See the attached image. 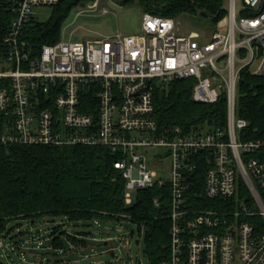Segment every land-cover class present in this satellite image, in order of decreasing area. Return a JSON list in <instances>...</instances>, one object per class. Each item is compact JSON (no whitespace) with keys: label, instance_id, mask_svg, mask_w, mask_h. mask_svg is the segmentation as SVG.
<instances>
[{"label":"built area","instance_id":"obj_1","mask_svg":"<svg viewBox=\"0 0 264 264\" xmlns=\"http://www.w3.org/2000/svg\"><path fill=\"white\" fill-rule=\"evenodd\" d=\"M60 1L0 0L9 21L0 52V144L105 147L118 157L128 204L132 191L167 188L169 255L160 264H264V140L244 137L249 124L238 115L241 72L264 75V0H229L212 35L182 33L174 18L145 12L139 34L73 42L63 33L34 51L24 35L35 9ZM189 78L195 102L226 99V128L159 130L156 89ZM150 161L168 162V177ZM201 161L205 201L194 196ZM50 234L0 231V249L25 261L28 252L54 250Z\"/></svg>","mask_w":264,"mask_h":264},{"label":"trees","instance_id":"obj_2","mask_svg":"<svg viewBox=\"0 0 264 264\" xmlns=\"http://www.w3.org/2000/svg\"><path fill=\"white\" fill-rule=\"evenodd\" d=\"M92 1L61 0L52 7L53 15L49 21L32 19L24 39L37 52L45 44L56 43L61 39L63 23L73 7ZM121 4H139L145 12L168 18L194 15L199 29L208 27L213 31L223 17V0H122ZM8 22L0 9L1 53ZM195 84L194 79H181L156 89L154 117L162 133L169 135L178 127L184 132L195 128H226V99L222 98L216 104L195 102L192 97ZM238 103L239 117L249 124L244 137L264 140V75H253L248 70L242 72ZM117 160V155L102 146L0 144V231L11 234L13 222L34 226L42 220L47 224L60 220L50 231L54 237V250L64 249L63 237L76 248L83 246L86 249L91 233L70 235L64 230L66 224L128 220L144 231L148 264H160L169 255V191L157 187L140 190L136 192V200L128 204L126 181L122 172L114 167ZM207 169L206 162L201 161L195 174L198 190L194 196L203 201ZM24 234L19 233L20 236Z\"/></svg>","mask_w":264,"mask_h":264},{"label":"rangeland","instance_id":"obj_3","mask_svg":"<svg viewBox=\"0 0 264 264\" xmlns=\"http://www.w3.org/2000/svg\"><path fill=\"white\" fill-rule=\"evenodd\" d=\"M95 1L89 2L88 4L84 3V7H80V5L73 7L63 23L61 37L65 33L67 40L81 42L112 35L117 31L124 35L141 33L142 18L145 11L139 4L123 6L121 4L122 0H100V3L96 6ZM228 5L229 0H223V17L218 21L214 31L208 27L199 29L197 26V18L194 15L181 14L174 19L179 31L182 33L190 34L199 31L204 36L208 34L212 35L220 30L219 23L220 21L223 23ZM103 8L107 9V13L102 12ZM35 11V19L39 22H47L53 15L52 8H38ZM155 84L158 83L156 82ZM144 151L155 153L156 149H142V152ZM150 167L159 168L160 165L156 166V163L154 165L150 161ZM168 169L169 164L167 162L164 166L160 167V176L167 178ZM136 195L137 193L135 191L130 192V197L133 202L136 200ZM44 221L42 220L34 226L26 224L25 222H13L11 228L14 229V233L18 232V230L25 231L27 228L29 230L35 229L41 233H46L50 232L60 222V220H56L55 222L50 221L47 224ZM64 230L68 233H91V238H88L86 241L87 249L83 251L78 247L74 249L73 246L75 245L72 246L71 242H68L63 237L64 249L31 251L26 255L25 261L22 260L20 252L18 251L13 252L8 248L6 250L0 249L1 264H148L144 252V231H140L136 224L128 220L121 222H100L97 224L91 223L90 225L68 223L65 225ZM120 238H127L130 244L127 247H123ZM112 247H114V255L112 253Z\"/></svg>","mask_w":264,"mask_h":264},{"label":"water","instance_id":"obj_4","mask_svg":"<svg viewBox=\"0 0 264 264\" xmlns=\"http://www.w3.org/2000/svg\"><path fill=\"white\" fill-rule=\"evenodd\" d=\"M81 6H82V7H84V6H85V4L83 3V4H81ZM0 264H1V262H0Z\"/></svg>","mask_w":264,"mask_h":264}]
</instances>
